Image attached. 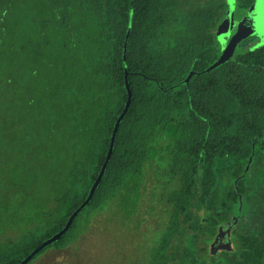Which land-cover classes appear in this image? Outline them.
Returning a JSON list of instances; mask_svg holds the SVG:
<instances>
[{
  "label": "trees",
  "instance_id": "obj_1",
  "mask_svg": "<svg viewBox=\"0 0 264 264\" xmlns=\"http://www.w3.org/2000/svg\"><path fill=\"white\" fill-rule=\"evenodd\" d=\"M227 7L0 0V200L23 226L0 242V264H19L86 200L128 99L125 65L133 98L106 174L68 232L33 260L76 243L107 205L133 217L152 179L171 206L160 248L180 220L186 227L182 247L156 264H264V183L253 179L264 180V47L205 73L222 52L214 31ZM231 215L241 219L235 249L214 257L208 247Z\"/></svg>",
  "mask_w": 264,
  "mask_h": 264
},
{
  "label": "rangeland",
  "instance_id": "obj_2",
  "mask_svg": "<svg viewBox=\"0 0 264 264\" xmlns=\"http://www.w3.org/2000/svg\"><path fill=\"white\" fill-rule=\"evenodd\" d=\"M219 39L223 42L220 36ZM254 178L257 183L259 181L260 184L264 183L261 177L254 176ZM152 187L153 180L150 179L148 190L151 191ZM159 188L161 187L154 186L152 192L156 195L159 194V190H156ZM257 188L260 189L261 186L257 185ZM261 190L264 191V185ZM160 191L163 192V188ZM151 199V196L144 193L141 200L139 209L145 218L148 216L147 206L153 203ZM154 202L159 204L156 214H161L164 202H161L160 199H155ZM1 204L3 206L2 200H0V242L7 239V236L17 238L22 233V228L10 229V220L6 217L9 216L8 207L1 208ZM151 216L153 217L148 218L150 222L143 226L144 236L138 237L134 228L136 229L140 225L142 218L139 219L137 214L127 218L122 207L119 209V206L107 205L90 221L88 230L80 236L76 243L59 250L50 247L31 264H147L150 262L147 245L150 242L155 244L162 235L158 231L154 232L153 229L156 225L162 226L166 222L167 213L155 216L154 212Z\"/></svg>",
  "mask_w": 264,
  "mask_h": 264
},
{
  "label": "water",
  "instance_id": "obj_3",
  "mask_svg": "<svg viewBox=\"0 0 264 264\" xmlns=\"http://www.w3.org/2000/svg\"><path fill=\"white\" fill-rule=\"evenodd\" d=\"M227 3L230 5L231 9L228 11L226 19L220 24L217 35L220 36L222 41L221 42L224 46V52L222 56L208 69L205 70V73L215 70L219 65L234 60L235 58V49L237 45L250 33H253L254 30H259L264 28V0H256V2L251 7L250 12L248 15L242 20V22L239 25L237 33L230 39V41L227 43V37L230 34L231 30L233 29L234 21H233V13H234V7H235V1L236 0H226ZM132 29V17L130 20L126 40H125V48H124V61L126 60V54H127V44L128 40L131 34ZM225 37V38H224ZM220 40V39H219ZM264 44V40L260 42L258 45ZM257 45V47H258ZM194 72H191L186 79V83L190 84V79L193 76ZM129 73L127 70V65H125V85L128 92V99L125 104V107L123 109V112L119 115L115 126L113 130V134L111 137L110 147L106 156V160L97 176V179L93 183L90 192L86 198V200L73 212V214L69 217L67 220L65 226L63 229H61L59 232L51 236L50 238L46 239L40 246H38L35 250H33L26 258H24L19 264H29L37 254L40 253V251L44 250L45 248L55 244L59 241V239L64 236L68 230L73 225L74 220L79 215V213L87 206L89 205L91 199L93 198L97 188L100 185V182L104 178L106 174L107 167L110 163L111 156L114 152L115 142L117 133L119 130V126L121 122L123 121L124 117L126 116L127 112L130 109L132 98H133V92L130 87L129 83ZM252 162V158L249 159V165L246 168V171L244 174H246L250 170V165ZM242 196L240 195V199ZM239 217H234L233 220H231L228 223L223 224L219 229V234L214 243L212 244V253L216 254V251H218L220 248H222L225 251L231 250V241H230V233L234 229L235 225L238 223Z\"/></svg>",
  "mask_w": 264,
  "mask_h": 264
},
{
  "label": "flooded vegetation",
  "instance_id": "obj_4",
  "mask_svg": "<svg viewBox=\"0 0 264 264\" xmlns=\"http://www.w3.org/2000/svg\"><path fill=\"white\" fill-rule=\"evenodd\" d=\"M225 2L227 3L226 0H225ZM255 2H256V0H253V2L248 7H245V6H240L239 5V0H236L235 1V7H234V13H233L234 25H233V29L231 30L230 34L227 37L228 38L227 39V43L237 33L240 23L248 15V13L251 10V7L253 6V4ZM227 6L228 7H227V10H226V13H225V16H224V20L226 19V16H227L228 11L231 9V7H230V5L228 3H227ZM219 26L217 27V29L214 32H215L216 39L219 42L220 47H221V50H222V52H221V54L219 56V58H220L222 56L223 52H224V46L221 43V41L219 40V37L217 35V31H218ZM252 32L253 33H250L247 37H245L237 45V47L235 49V58H234V60L236 59V57L238 56V54L246 55L247 52L255 51V50H257L260 47H264V44H262L260 46L258 45L260 42H262L264 40V28L263 29H259L257 31L256 30L255 31L253 30ZM257 45H258V47H257ZM231 61H233V60H231ZM92 185L93 184L90 185L89 190H88V193L90 192V189H91ZM153 187H152L151 191H149V193L147 194L148 196H150V193L154 190ZM156 190H159V194H158V196H155V197H156V199H160V201H161V193H162V191H160L161 188L156 189ZM88 193H87V195H88ZM151 198H152L151 201L153 202V200H155V199L152 196H151ZM154 203L155 202H153V203H151V204H149L147 206L148 216L146 218L144 217V215L142 213H140V209H139L140 205L138 206V213H137V215H138L139 219H140V217L142 218V221H141L140 225H138V227L136 229L134 228V231H135V233H136V235L138 237L144 236V234H143V230H144L143 229V226L146 223L150 222V221H148V218L153 217L151 215L154 212H155V216L156 215L162 216V214L164 215V214L167 213V217H166V222L162 226H157L155 224L156 227L153 229V231L154 232L155 231H158L159 233H161V234L164 235V233H165V231L167 229V226H168V223H169L168 215L171 212L170 211L171 210V206H170V204L168 202H164L163 203L164 204L163 205V212L161 214H156V210H157V207L159 206V204H157V203L154 204ZM36 206H38V205H36ZM22 207L26 209L27 212L25 214L28 217H33L34 216L33 211H32V208H34L33 205H31V204H25ZM229 216H230V211H229ZM234 217H236V215H231V217H230L229 220H227V221L222 222L221 224H219L218 229H217V234H216V236L214 237L213 241L211 242V244L208 247V252H209L210 255H213L214 257H217L218 256L220 258L226 252L230 253V252H232L235 249V232H236V230H239V228H240L239 227V223H240V220H241L240 218H239L238 223L235 225L234 229L230 233L231 250L230 251H225L222 248H220L218 251H216V254H213L212 253V244L214 243V241L218 237L220 227L223 224L228 223L231 220H233ZM138 222H140V221L138 220ZM27 223H31V222L29 221ZM9 224H10L9 226H10V229L11 230H14L17 227H19L20 229L22 228L21 230L23 231V226L20 227L18 225H14V223H11V221H10ZM180 224H181V226H180L179 233L178 232H175L174 235H173V237H174V240H173L174 242L173 243L169 242L163 248H160V243L158 244L159 241H156L155 244H153V243L150 242L149 245H147V248L146 249H147L148 253L150 254V263L151 264H154V263L156 264L157 258H158L159 262L161 260H163V259L168 260L171 257V255H172V253H171L172 251H176L178 247L179 248L182 247V242L184 240V237H182V234L181 233H182V231H184L183 233L186 232L185 231L186 230V227H185V224H184V220H180ZM161 237H163V236L161 235ZM160 238H159V240H160ZM157 247L160 248V250L158 251V256L156 255V249H157Z\"/></svg>",
  "mask_w": 264,
  "mask_h": 264
}]
</instances>
